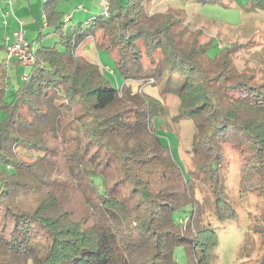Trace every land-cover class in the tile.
<instances>
[{"label": "trees", "instance_id": "16d2710c", "mask_svg": "<svg viewBox=\"0 0 264 264\" xmlns=\"http://www.w3.org/2000/svg\"><path fill=\"white\" fill-rule=\"evenodd\" d=\"M59 1L44 0L42 12L63 50L36 48L23 78L21 67L10 101L9 76L0 62V248L10 260L31 264H179L175 252L184 246L190 264H211L217 234L198 219L188 197L190 179L176 164L162 162L167 147L149 129L160 102L141 87L173 75L181 78L176 118L195 119L192 148L203 154L198 169L209 181L216 218L231 220L235 211L219 192L222 143L246 155L241 171L248 172L251 189L264 197V82L254 84L248 76L231 82L227 69L230 56L245 43L220 49L216 70L209 73L199 57L211 43L194 41L180 50L172 32L177 20L169 14L145 19L147 0H108V14L93 18L85 29L65 28L69 18L62 21L58 15ZM247 4L264 12V0ZM95 32L104 38L96 48L118 51V66L127 58L140 63L143 57L154 66L153 76L141 77L132 97H123L125 85L112 87L103 69L77 53L82 40L94 38ZM23 108L42 123L34 136L21 133L33 130L21 116ZM146 129L151 142H119ZM19 149L38 155L25 161ZM20 174L33 177L43 194L29 211L18 205L24 186ZM244 181L241 192L251 190ZM72 191L84 209L79 217L65 203ZM183 196L187 201L180 200ZM183 221L195 228L192 234L182 233Z\"/></svg>", "mask_w": 264, "mask_h": 264}, {"label": "rangeland", "instance_id": "374dc122", "mask_svg": "<svg viewBox=\"0 0 264 264\" xmlns=\"http://www.w3.org/2000/svg\"><path fill=\"white\" fill-rule=\"evenodd\" d=\"M99 2L101 0H62L57 2L56 10L62 21L67 16L72 17L69 22L65 23V28L78 29L82 26L85 29L88 27L87 22L103 14V6ZM79 5L82 8H79ZM4 8L10 14L5 18L7 23L12 15L9 5H5ZM155 14H169L177 20L172 32L180 50L189 49L194 41L198 45L211 43L205 56L199 57L200 63L209 73H214L216 70L215 58L220 49L232 43H245L239 46L229 58L227 69L230 73V80L235 82L243 76H248L253 78L252 83L254 84L264 82V12L250 8L247 0H208L203 3L196 0H147L145 19L149 20ZM5 19L4 13L1 14L0 11V62L3 61L5 64L9 76L6 100L10 101L20 81V74L15 75L14 68L17 65L12 62L8 64L12 58L7 49L13 42L11 38L14 39L13 34L18 30V26L11 33L4 28L3 20ZM27 35L25 39L28 40L30 35L29 42L32 40L35 48L56 46L58 50H63L60 36L54 34L51 28H43L42 34L39 35V28L35 26L32 34L27 31ZM103 39L101 32H95L94 38L82 40L77 47V53L89 62L97 64L101 69L110 70L113 74L109 71H105V74L111 86L122 88L125 85L122 92L123 97H132L141 86L140 78L153 76L154 66L144 57L140 63L127 58L118 66L116 63L119 60L117 50L108 51L104 47L96 48L95 43H104ZM139 46L143 50V45L139 44ZM160 58L159 53L154 55L155 62ZM133 76L137 77V80L131 79ZM180 84L181 78L173 75L153 85L145 84L141 87L144 94L160 102L158 115L152 118V126L149 129L159 138L161 144L167 147L161 154L162 162L166 165L176 164L190 179L188 197L194 202L195 209L198 211V219L202 226L211 227L217 234L218 243L211 252L213 257L211 264H264V197L259 195L255 189H251L249 183H252L253 178L249 177L248 172L241 171L247 157L242 156L240 151L231 144L222 143L223 161L218 168L219 192L235 211L233 219L222 223L214 213V195L209 187V181L198 169L203 161V154L195 152L192 148V142L197 133V123L195 119L176 118L179 101L175 97V92ZM21 116L33 125L31 133L25 130L21 133L34 136L42 123L35 122L26 108L21 110ZM150 131L141 130L135 138L121 137L119 142L122 144H131L135 140L144 143L151 142L153 139ZM17 155L25 161H33L38 154L19 149ZM53 173L57 171L53 170ZM19 178L24 186L18 191V205L24 210H32L43 198V194L38 191L37 182L33 177L20 174ZM246 179H249L248 184ZM242 180H245V189L251 190L241 192ZM67 194L68 198L65 203L74 210L75 215L81 216L84 211L81 198L75 191L67 192ZM180 200L185 202L187 197L183 196ZM186 210H189V207ZM175 215L178 214L175 213ZM183 222L182 233L192 234L195 228L193 229L186 221ZM188 254L190 255V252L186 251L184 246L177 247L175 255L179 264L191 263ZM0 260L3 261L0 264H31L30 261L10 260L1 248Z\"/></svg>", "mask_w": 264, "mask_h": 264}, {"label": "crops", "instance_id": "0c3cea01", "mask_svg": "<svg viewBox=\"0 0 264 264\" xmlns=\"http://www.w3.org/2000/svg\"><path fill=\"white\" fill-rule=\"evenodd\" d=\"M43 1L44 0H14L13 2L14 4L12 3L11 9L13 7L14 11L12 10V12L14 13V16L20 19V21H22V25L24 29V38L28 36L27 31L31 32L32 34V30L35 28V26L40 29L41 25L44 24V18H43V12H42ZM1 5H2V7H0L1 14L2 13H4V15L7 14L6 17H4L5 19L8 16H10L9 12H7V10L4 8L5 5H8L7 0H0V6ZM67 17L69 18V21L72 18L70 16H67ZM9 18L11 19L8 20L4 28L6 30L11 31V33H13V31L17 29L18 24L13 16ZM64 21H66V17ZM6 37L11 38L9 36H6ZM29 39H30V35H29ZM29 39L28 40L26 39V40L29 42ZM11 40L13 39L11 38ZM30 43H32V40H30ZM11 62L17 65L14 68L15 75H18V74L21 75L22 73L21 66L17 63V61L14 58H12L8 64H11ZM19 78H20L19 80H21V77Z\"/></svg>", "mask_w": 264, "mask_h": 264}, {"label": "built area", "instance_id": "2783aa9c", "mask_svg": "<svg viewBox=\"0 0 264 264\" xmlns=\"http://www.w3.org/2000/svg\"><path fill=\"white\" fill-rule=\"evenodd\" d=\"M14 0H7V3L9 5V8L11 10V14L16 20L18 24V30L13 34L14 39L13 42L8 46V54L11 58H14L18 64L23 68V74L22 78L25 75V69L28 68L30 65L34 62V52H35V46H33L32 43L28 42L24 38V31H23V25L20 19L14 16L11 6ZM100 4L103 6V13L108 14V1L101 0ZM79 8H82L81 5H79ZM7 14L4 15L6 17ZM44 18V16H43ZM68 20V17H66V21ZM3 25H6V20H3ZM41 31H43V28L46 27L45 20L44 24L42 25ZM8 40V38H6ZM104 71H109V73L113 74L110 70L107 68L104 69Z\"/></svg>", "mask_w": 264, "mask_h": 264}]
</instances>
